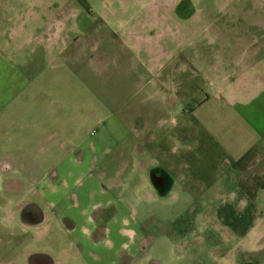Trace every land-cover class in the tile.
I'll return each mask as SVG.
<instances>
[{
  "label": "crops",
  "instance_id": "obj_1",
  "mask_svg": "<svg viewBox=\"0 0 264 264\" xmlns=\"http://www.w3.org/2000/svg\"><path fill=\"white\" fill-rule=\"evenodd\" d=\"M54 9L0 0V175L20 173L48 208L22 199V223L41 227L71 217L82 226L81 218L94 212L103 222L102 208L114 203L125 214L114 218L122 236L83 251L93 264H165L149 256L159 234L153 221L162 225L171 264H264V40H255L249 55L247 42L228 44L211 90L186 103L184 58L173 69L164 47L166 59L153 56L159 23L124 26L151 56L157 82L130 89L126 107L124 93L111 90L116 105H110L103 84L92 87L77 66L89 46L70 34L89 25L76 29L67 11ZM153 173L167 187H156ZM143 198L162 202L158 218L142 221L150 231L131 214ZM87 230L79 228L82 244Z\"/></svg>",
  "mask_w": 264,
  "mask_h": 264
},
{
  "label": "rangeland",
  "instance_id": "obj_2",
  "mask_svg": "<svg viewBox=\"0 0 264 264\" xmlns=\"http://www.w3.org/2000/svg\"><path fill=\"white\" fill-rule=\"evenodd\" d=\"M179 1L181 0H20V4L34 9H38V3L40 7L44 4L45 7L55 8L51 10V14L53 11L61 13L65 10L72 17L71 21L76 29L87 23L88 32L77 30L70 34L79 36L80 41H83L82 47H85V41L89 46L88 57L78 62L77 66L80 71L89 74L88 82L92 87L98 86L101 89L100 85L103 84L107 92L104 96L106 103L116 105L114 95L108 92L117 90L124 93L121 102H126V107L133 99L131 94H127L130 89L147 86L150 78L155 84L157 77L152 76L154 72H150L151 56L136 45L128 32H122L127 31L122 30L125 27L136 24L133 27L145 28L150 26L149 22L159 23L156 29H163L157 30L153 38L158 45L157 53L153 56L161 55L166 59L167 54H162L161 51V47H164L173 56V69H176L177 64L180 68L181 57L184 58V87L188 93L186 103L189 102V96L198 101L204 97V93L211 90L213 74L218 71L219 62L228 57L227 51H230L232 43L247 42L249 55L252 43L257 39L264 40V0H187L190 10H185L188 13L185 16L183 12L177 14L175 11ZM165 8L168 10L167 14H162L160 9L166 12ZM70 17L66 18V22ZM97 38L101 39L102 45L98 52L92 47L98 41ZM82 47L78 46L77 50ZM231 51L236 54L240 49L234 47ZM165 73L166 71L163 72ZM168 75L176 76L177 73L169 71ZM153 101L154 98L151 97L147 100ZM142 105L146 108L147 104ZM94 138L98 140V136ZM123 174H117L115 179L124 177ZM140 175L136 176L137 179L142 178ZM20 183L27 190L20 192ZM32 190L31 182L21 177L17 171L0 175V264H18V261L20 264H33L40 256L48 259L46 264H93L83 251L107 237H112L113 242H117L122 236L114 218L125 214L114 203L102 208L103 222L98 221L101 216L95 212L81 218L80 222L88 229L83 244L79 240V228L83 225L71 217H65L62 221L51 220L41 227L23 224L18 206L22 199L35 201L40 208L48 211L46 202ZM114 195L116 202L127 207L129 203L122 200L116 191ZM138 206L131 214L136 218L137 225L150 231V227L146 228L142 221L146 216L158 218L162 202L154 200L147 204L145 199H141ZM161 227L157 222L151 223L152 230L159 234L150 244L149 256L171 264L166 250L168 245L160 235ZM114 251L110 249L111 255H114ZM126 258L127 256H123L121 260Z\"/></svg>",
  "mask_w": 264,
  "mask_h": 264
},
{
  "label": "flooded vegetation",
  "instance_id": "obj_3",
  "mask_svg": "<svg viewBox=\"0 0 264 264\" xmlns=\"http://www.w3.org/2000/svg\"><path fill=\"white\" fill-rule=\"evenodd\" d=\"M190 5V3L187 0H181L178 2L177 6L175 7V11L177 14H181L182 12L185 15H188V13H186L185 10H190V8H188ZM46 258L44 256H40L37 257L36 262H34L33 264H46ZM18 264H20V261H18Z\"/></svg>",
  "mask_w": 264,
  "mask_h": 264
},
{
  "label": "water",
  "instance_id": "obj_4",
  "mask_svg": "<svg viewBox=\"0 0 264 264\" xmlns=\"http://www.w3.org/2000/svg\"><path fill=\"white\" fill-rule=\"evenodd\" d=\"M152 180H153L154 184L156 185V187H158V188L167 187L166 179L164 177H161V176L153 173L152 174ZM41 221H42V218L40 217V219L36 220L35 223H40Z\"/></svg>",
  "mask_w": 264,
  "mask_h": 264
}]
</instances>
